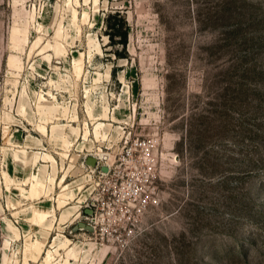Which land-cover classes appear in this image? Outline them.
<instances>
[{
    "label": "rangeland",
    "instance_id": "rangeland-1",
    "mask_svg": "<svg viewBox=\"0 0 264 264\" xmlns=\"http://www.w3.org/2000/svg\"><path fill=\"white\" fill-rule=\"evenodd\" d=\"M0 264H264V0H0Z\"/></svg>",
    "mask_w": 264,
    "mask_h": 264
},
{
    "label": "trees",
    "instance_id": "trees-1",
    "mask_svg": "<svg viewBox=\"0 0 264 264\" xmlns=\"http://www.w3.org/2000/svg\"><path fill=\"white\" fill-rule=\"evenodd\" d=\"M118 14L109 13L106 17L108 30V37L111 43H120L124 47L128 42L129 24L124 14L116 10ZM114 18V19H112ZM116 54L123 56L124 54L116 50Z\"/></svg>",
    "mask_w": 264,
    "mask_h": 264
},
{
    "label": "bare ground",
    "instance_id": "bare-ground-1",
    "mask_svg": "<svg viewBox=\"0 0 264 264\" xmlns=\"http://www.w3.org/2000/svg\"><path fill=\"white\" fill-rule=\"evenodd\" d=\"M94 1H97V0H94ZM10 39H12L13 41H15L17 39L16 36L14 35V33H12ZM104 155H106V154H104ZM62 204H63V202H60L58 208L62 209V207H64ZM58 208H56V209H58ZM47 215H48V211H43V212H36L35 211L34 212V218H32V219L33 220L35 219V221H37L38 223H41L45 217H48ZM64 245L65 244H61V246L59 245L60 246V249H62L63 247L66 246V245L65 246Z\"/></svg>",
    "mask_w": 264,
    "mask_h": 264
},
{
    "label": "water",
    "instance_id": "water-1",
    "mask_svg": "<svg viewBox=\"0 0 264 264\" xmlns=\"http://www.w3.org/2000/svg\"><path fill=\"white\" fill-rule=\"evenodd\" d=\"M87 161L90 163H95L96 162V156L94 155H89L87 158Z\"/></svg>",
    "mask_w": 264,
    "mask_h": 264
}]
</instances>
